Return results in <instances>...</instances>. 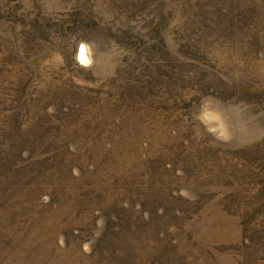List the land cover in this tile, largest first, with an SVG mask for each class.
<instances>
[{
    "label": "rangeland",
    "instance_id": "1",
    "mask_svg": "<svg viewBox=\"0 0 264 264\" xmlns=\"http://www.w3.org/2000/svg\"><path fill=\"white\" fill-rule=\"evenodd\" d=\"M0 264H264V0H0Z\"/></svg>",
    "mask_w": 264,
    "mask_h": 264
}]
</instances>
